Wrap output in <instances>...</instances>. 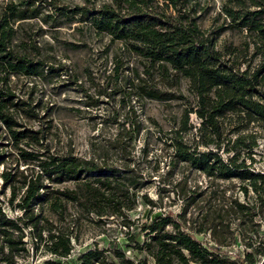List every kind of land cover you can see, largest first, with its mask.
Masks as SVG:
<instances>
[{
    "label": "trees",
    "instance_id": "16d2710c",
    "mask_svg": "<svg viewBox=\"0 0 264 264\" xmlns=\"http://www.w3.org/2000/svg\"><path fill=\"white\" fill-rule=\"evenodd\" d=\"M57 1L0 0V176L2 193L10 192L7 203L19 211L10 216L0 204V264H20L19 258L30 254L29 235L33 251L45 246L57 258L48 263L62 264L74 253L76 226L86 220L102 225L118 222L127 230L130 246L145 252L154 264H257L264 256V237L255 229L260 226L255 219L264 220V171L254 167L264 133V0H221L216 22L207 29L200 24L197 0H109L99 9L58 6ZM35 18L54 28L63 18L82 22L122 43L123 57L116 56L108 76L111 90L106 87L98 93L113 96L120 106L104 120L116 125L117 133L100 143L90 158L73 149L53 151L47 141L53 128L50 120L38 129L21 120L43 119L42 102L35 100L38 85L24 82L70 79L59 87L79 82L67 65L55 62L56 57L45 54L30 37L27 22ZM229 30L246 33L241 46L219 43ZM254 58L257 65L251 63ZM132 59L137 64L130 66ZM20 80L24 82L19 85ZM184 80L194 101L185 107L177 127L164 134L160 129L161 136L157 135L171 150L159 192L174 191L186 201L175 217L155 212L158 201L141 192L159 171L161 160L155 154L149 157L153 132L133 101L188 100L181 91ZM86 96L83 103L88 108L100 106L99 97ZM191 113L200 119L198 126L190 123ZM193 128L196 132L187 138ZM145 132L137 155L134 143ZM181 164L212 182L238 179L244 196L253 198L232 199L218 210L222 216L217 218L210 219L208 211L202 214L196 231H210L214 245L197 238L182 221L204 192L190 189L187 177L171 179ZM139 199L150 206L145 219L129 214ZM71 204L78 211L68 220ZM45 206L54 220L44 215ZM224 214H232L242 226L247 223L242 232L249 234L245 244L250 250L234 260L224 249L223 230L231 228ZM62 223L67 225L59 227ZM76 259L79 264L148 263L147 258L134 261L119 246L90 247L79 251Z\"/></svg>",
    "mask_w": 264,
    "mask_h": 264
},
{
    "label": "rangeland",
    "instance_id": "374dc122",
    "mask_svg": "<svg viewBox=\"0 0 264 264\" xmlns=\"http://www.w3.org/2000/svg\"><path fill=\"white\" fill-rule=\"evenodd\" d=\"M200 2L199 14H202L200 24L204 29L210 28L214 25V17L220 12L222 2L221 0H197ZM109 0H58V6H88L90 8L99 9L103 4L108 3ZM60 26L54 28L48 24L43 23L40 19L35 18L30 20L31 38H35L39 46L42 47L45 54L56 57L55 62H61L68 66L73 75L78 77L79 82L76 84H70L69 86H63L67 84L70 79L60 78L54 81H46L37 79L36 81H19V85L24 82L26 84L36 83L38 90L36 92V99L40 98L42 107L39 109L43 119L40 121L23 118L21 120L29 127L38 129L47 124L50 120V124L53 126L49 133L48 143L51 144L53 151H68L73 149L77 155L81 157L90 158L94 155L98 145L109 138H114L117 133L116 125L110 124L105 119L120 106L112 97L98 96L99 91H103L109 82L108 76L113 73V69L116 64V56L122 55L121 42H112L108 35L97 34L88 24L74 21L70 22L66 18L61 19ZM223 20L217 22L221 23ZM43 28V31L40 30ZM28 31V32H29ZM245 32H239L236 30H229L224 32L220 38V44L225 42L241 46L245 40ZM75 44V45H73ZM252 49V48H251ZM251 51V50H250ZM124 58H127L124 56ZM253 65H257L258 58H254L251 62ZM136 60L132 59L130 66L136 65ZM127 65V64H126ZM245 66V65H244ZM130 70H127V73ZM72 79V77H71ZM15 80V79H14ZM61 86L59 87V85ZM96 86H95V85ZM112 86L107 87L108 91ZM24 89H27L24 87ZM86 92H85V91ZM181 91L188 96L187 99H175L167 102L157 100H144L138 102L133 101L141 114L143 123L150 131L152 136L150 137L151 157L155 154L160 160V169L155 176L150 180L151 182L143 188L141 192L147 193L152 199L158 201L154 211L171 213L175 217L182 212V208L185 205L184 198L179 197L174 191L160 194L159 179L168 170V161L170 160L171 150L167 149L166 145L159 141L157 138L161 136V132L170 133L172 129L177 127L179 120L181 119L185 107L189 105V101H194L193 97L189 94L187 81L184 80L181 86ZM86 94H91L94 99L100 100V106L94 108H88L83 101L86 100ZM119 97V96H117ZM81 109L82 112H78ZM157 123V124H156ZM190 123L194 126H198L200 119L191 113ZM43 124V125H42ZM196 128H193L192 132L187 135V138L193 136V132ZM145 133L141 134L135 141V152L137 155L140 153L141 147L144 145ZM256 161L254 167L258 171H264V133L259 138L258 154L255 156ZM24 166H21L23 168ZM3 166H0V170ZM188 178V187L204 192L200 200L191 205L186 212V217L182 219L185 226L195 234V236L201 239L203 242L209 245L215 244V240L212 237L210 231L199 233L196 228L201 223V216L206 211L209 213V218H217L222 216L218 214V210L227 206L234 198H238L241 201L250 200L253 198H246L243 191L240 188V180H218V182H212L204 173L196 171L190 168L186 164H181L177 169L176 174L171 178L174 182ZM217 183V184H216ZM64 185L72 186V183ZM62 185V186H64ZM192 187V188H191ZM2 179L0 176V204H2L7 213L10 216H16L19 211L11 209L7 203V199L10 195L9 190L3 192ZM216 193V194H215ZM253 193L251 192L249 196ZM213 195V197H211ZM217 195V196H216ZM220 198V199H219ZM150 206L143 203L141 199L138 200L137 208L130 211L129 214L133 218H146L148 215ZM78 211L75 205L69 206L70 215L68 220L72 219L74 214ZM44 215L55 219L54 215L45 206ZM225 213V212H224ZM225 222H230V231L223 230V235L226 238V246L224 247L229 259L234 260L239 255H244L246 251L250 249L246 246L247 232L243 234V230L247 228V223L243 226L240 225L239 219L232 214L227 216L224 214ZM71 221H68L69 223ZM73 222V221H72ZM255 223H259V227H255L259 230V233L264 237V220L257 217ZM57 224H59L57 222ZM208 224V223H207ZM67 225L66 223H62ZM75 229L74 233H77L78 238H73L74 253L69 259L61 260L62 264H79L77 255L79 251L88 249L90 247L97 246L101 249L119 246L126 251V255L138 261V259L147 258V264H154V260L149 257L145 252H138L133 249L127 239L126 229L123 226H119L118 222H111L106 225H102L96 222L83 221L80 222ZM74 228V226H73ZM224 228V226H222ZM137 231V230H136ZM229 232H232L229 233ZM30 247V254L20 257V264H49L48 261L56 260L50 252L46 250L45 246L40 245L38 251L32 249V237L29 235L26 238ZM143 235L138 237V241L142 242ZM111 255V254H109ZM257 264H264V256L258 258Z\"/></svg>",
    "mask_w": 264,
    "mask_h": 264
}]
</instances>
